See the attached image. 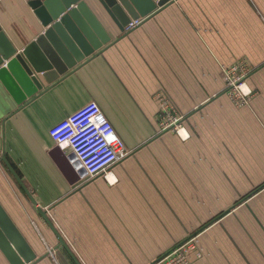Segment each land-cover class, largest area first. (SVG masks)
I'll use <instances>...</instances> for the list:
<instances>
[{"label":"crops","instance_id":"crops-1","mask_svg":"<svg viewBox=\"0 0 264 264\" xmlns=\"http://www.w3.org/2000/svg\"><path fill=\"white\" fill-rule=\"evenodd\" d=\"M30 1L0 2V30L19 52L47 30ZM85 1L102 30H91L96 50L79 62L69 54L72 68L47 83L55 70L37 43L53 70L37 75L48 90L0 104V205L30 264H151L194 236L190 264H264V0H172L130 30ZM240 60L253 93L245 106L224 90L225 68ZM159 96L184 116L181 136L159 132ZM89 103L127 151L95 178L57 144ZM0 264H10L1 250Z\"/></svg>","mask_w":264,"mask_h":264},{"label":"water","instance_id":"water-1","mask_svg":"<svg viewBox=\"0 0 264 264\" xmlns=\"http://www.w3.org/2000/svg\"><path fill=\"white\" fill-rule=\"evenodd\" d=\"M97 1L114 20L115 18L117 19L118 27L124 30L131 21L146 19L154 13L157 7H164L172 0ZM29 6L35 10L43 26L47 28L44 35L40 36L35 43L19 52L10 44L4 33L0 30V91L4 89L7 92L6 97H1L0 104L5 106V101L7 100L8 103L10 102L11 108L13 105L26 104L28 103L27 99H32L34 95H39L48 90V88H43L39 80L40 77L37 75L45 73L48 70H53L49 65L41 66L39 64L41 59L33 53L37 43L41 44L45 49L55 70L54 72L42 75L48 83L50 82L49 77L51 75L55 76L58 73L61 76L68 68H72L73 62L69 61L71 60L69 54L75 57V62L83 60L84 56L88 57L91 55L98 47L91 32H96L97 30L100 34L102 33L100 25H98L85 0H31ZM45 40L50 41L55 46L56 53L48 45H45ZM79 51L81 54H79ZM57 52L64 63L57 57ZM19 89L23 90L25 94H22ZM11 99L14 104L11 103ZM2 162L31 200L32 204H36L4 156L2 157ZM37 211L51 227L46 216V211L40 208H37ZM59 242L61 246L66 248L61 239ZM0 250L10 264H30L35 259L27 242L1 205Z\"/></svg>","mask_w":264,"mask_h":264},{"label":"built area","instance_id":"built-area-1","mask_svg":"<svg viewBox=\"0 0 264 264\" xmlns=\"http://www.w3.org/2000/svg\"><path fill=\"white\" fill-rule=\"evenodd\" d=\"M140 23V19L133 20L126 28L127 30L136 28ZM249 74L250 69L243 60L224 70L225 94L237 106L247 104L252 96V92L245 86ZM158 101L160 108L159 132L171 129H176L178 132L181 117L176 114L174 106L163 96H159ZM60 136L57 144L71 151L76 162L89 178L99 176L124 158L127 153L112 124L94 103H89L73 113L67 119L66 131H60ZM191 249H195L193 240L176 247L156 264H188V253Z\"/></svg>","mask_w":264,"mask_h":264},{"label":"rangeland","instance_id":"rangeland-1","mask_svg":"<svg viewBox=\"0 0 264 264\" xmlns=\"http://www.w3.org/2000/svg\"><path fill=\"white\" fill-rule=\"evenodd\" d=\"M224 85H225V81H224ZM252 97H253V93H252ZM230 99V98H229ZM168 100V99H167ZM231 100V99H230ZM169 101V100H168ZM232 101V100H231ZM249 101L250 100H248V102H247V104L249 103ZM233 102V101H232ZM234 103V102H233ZM235 104V103H234ZM247 104H245V105H247ZM236 105V104H235ZM245 105H243V106H245ZM237 106V105H236ZM174 109H175V112H176V114L178 115V116H180L181 117V121H180V123H179V128H180V130L177 132L176 131V129H171V130H169V131H171V132H174L175 134H177V135H179V136H181V133H179L180 131H181V129H182V126H181V123H182V120H183V118H184V116L182 115V114H180L177 110H176V108L174 107ZM160 113L158 114V125H159V120H160ZM178 128V129H179ZM190 240H193V243H194V247H195V249H196V246H195V244H196V237L194 236V237H190V238H188L187 240H185L184 242H182L181 244H179L178 246H182V245H184L185 243H187L188 241H190ZM177 246V247H178ZM175 249V248H174ZM173 249V250H174ZM195 249L193 250V249H191L190 251H189V253H188V264H190V257H191V254H193V252L195 251ZM172 250V251H173ZM171 251V252H172ZM170 253V252H169ZM168 253V254H169ZM165 256H167V254L165 255ZM165 256H163V257H161V258H159V259H157V260H154L151 264H156L157 262H159L161 259H163Z\"/></svg>","mask_w":264,"mask_h":264}]
</instances>
